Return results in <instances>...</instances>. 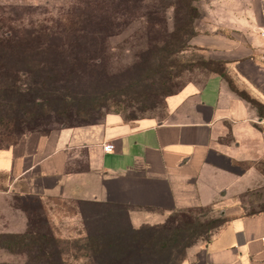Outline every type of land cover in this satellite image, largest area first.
Segmentation results:
<instances>
[{"label":"crops","instance_id":"crops-1","mask_svg":"<svg viewBox=\"0 0 264 264\" xmlns=\"http://www.w3.org/2000/svg\"><path fill=\"white\" fill-rule=\"evenodd\" d=\"M242 4L226 16L232 31L194 38L222 73L167 96L163 119L107 113L97 124L0 146V238L30 231L23 203L68 204L52 237L69 245L99 236L110 213L141 230L210 210L225 224L179 264H264V209L243 214L248 197L264 200V65L256 59L264 55V0ZM21 260L0 246V264Z\"/></svg>","mask_w":264,"mask_h":264},{"label":"rangeland","instance_id":"rangeland-1","mask_svg":"<svg viewBox=\"0 0 264 264\" xmlns=\"http://www.w3.org/2000/svg\"><path fill=\"white\" fill-rule=\"evenodd\" d=\"M239 2L242 4L243 0H139L138 7L143 14L155 15L161 21L152 31L154 34L150 36V31L137 24L110 39L101 58L87 71L81 72L82 75H76L71 88L67 85L70 81L56 84L46 78L45 88L37 94L45 102L31 108L24 117H19L22 108L7 101L11 95L6 86L0 88L2 145H12L20 136L29 133L47 134L56 129L100 122L107 113H120L127 120L163 119L167 96L187 82L201 83L210 73L222 72L221 64L210 61L203 49L193 42L194 38L210 31H232L229 28L231 21L226 16L231 9L238 10ZM83 3V0H0V27L10 26L13 32L19 30L21 33L22 29L32 28L28 26L32 23L37 30L63 31L62 25L67 23L70 10L84 7ZM188 4L194 9L192 13L187 10ZM77 13L80 15L81 11ZM149 36L158 38L153 40H159L160 44L148 43ZM64 54L67 58L72 57L69 49ZM256 59L264 65L262 53H256ZM80 62L77 63L79 68ZM39 81L38 75L24 79L23 83L27 84L25 88L36 89ZM32 95L36 96L35 93ZM245 202L250 205L244 215L258 214L264 209L259 192ZM20 206L28 217L32 214L29 229L35 231L37 238L47 235L51 238L55 220H62L68 214L66 210L71 209L62 201H51L46 205L23 203ZM168 222L156 233L153 229L148 230L156 239L168 240L171 247H175L163 259L165 264H179L188 251L211 241L224 221L220 215L203 210L173 216ZM123 228L121 225L120 230ZM126 238L119 240L125 241ZM75 246H66L65 250L78 251L80 245ZM84 263L69 260V264Z\"/></svg>","mask_w":264,"mask_h":264},{"label":"trees","instance_id":"trees-1","mask_svg":"<svg viewBox=\"0 0 264 264\" xmlns=\"http://www.w3.org/2000/svg\"><path fill=\"white\" fill-rule=\"evenodd\" d=\"M83 1L84 7L79 9L73 7L70 10L67 23L62 25L63 31L58 29L52 32L49 28L37 30L32 23L28 25L32 28L22 29L21 33L19 30L13 32L10 26L0 27V88L6 86L5 89H8L11 95L7 101L22 108L19 117L26 116L31 108L45 102V99L38 97L37 94L45 88L46 78L52 79L56 84L70 81L67 85L71 88L76 75H82L81 72L87 71L94 61L101 58L110 39L137 24L142 29L150 31L151 36L154 34L152 31L161 22L155 15L143 14L144 11L138 7L139 0ZM187 10L191 13L194 11L190 4ZM77 11H81L80 15ZM150 36L148 43L155 46L160 44L159 40H153L158 38ZM67 49L71 50V58L64 54ZM79 61L80 68L77 67ZM38 75L41 81L38 85L36 83V89L25 88L27 84L23 83V80ZM33 93L36 96H33ZM0 146H3L1 141ZM260 213L262 212L258 214ZM108 219H112V227L111 222H107ZM108 219H104L106 224L100 229L99 236L92 237L82 245L75 243L63 246L64 243L53 237L37 238L35 232L30 229L23 235L2 236L0 246L22 258L19 264H69V259L65 258L67 255L75 257L84 255V259L74 260L83 261L84 264H165L163 259H166L167 253L175 248L171 247L168 240L156 239L148 230L153 229L156 233L170 222L159 227L133 230L128 225L124 213H110ZM222 219L224 222L220 228L226 222L224 218ZM121 225L124 226L122 230ZM148 233L151 235H146ZM109 235L112 237H108ZM124 236L128 242L126 239L119 240ZM76 244L80 245V248L78 251H71L73 255L65 250L66 246L76 247Z\"/></svg>","mask_w":264,"mask_h":264},{"label":"built area","instance_id":"built-area-1","mask_svg":"<svg viewBox=\"0 0 264 264\" xmlns=\"http://www.w3.org/2000/svg\"><path fill=\"white\" fill-rule=\"evenodd\" d=\"M114 150V147L112 145H106L104 146V151L106 153H111Z\"/></svg>","mask_w":264,"mask_h":264}]
</instances>
